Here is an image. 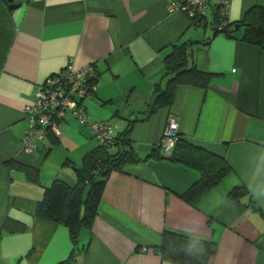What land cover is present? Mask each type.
<instances>
[{
    "label": "crops",
    "instance_id": "obj_1",
    "mask_svg": "<svg viewBox=\"0 0 264 264\" xmlns=\"http://www.w3.org/2000/svg\"><path fill=\"white\" fill-rule=\"evenodd\" d=\"M170 0H0V264H175L157 251L164 231L216 243L208 264H264V48L212 25H192ZM264 0H230L229 22ZM208 15V17H207ZM194 40L192 61L211 74L205 88L182 85L169 108L146 118L154 87L164 85V57ZM93 64L96 86L84 101L92 120L118 134L134 120L130 140L141 158L112 170L90 229L74 244L68 229L34 216L43 188L73 186L82 156L97 145L89 129L67 117L58 137L22 150L25 108L38 88L66 65ZM168 118L179 136L222 156L231 168L193 202L181 195L198 172L168 159L145 157L158 145ZM120 148V146L118 147ZM118 148L112 150L117 151ZM7 161L35 167L33 183ZM244 187L238 201L229 198ZM6 219L25 225L4 229Z\"/></svg>",
    "mask_w": 264,
    "mask_h": 264
},
{
    "label": "trees",
    "instance_id": "obj_2",
    "mask_svg": "<svg viewBox=\"0 0 264 264\" xmlns=\"http://www.w3.org/2000/svg\"><path fill=\"white\" fill-rule=\"evenodd\" d=\"M192 25H205L206 16L202 19L191 18ZM212 25L216 33L231 35L230 29L243 27L241 40L247 44L264 48V7L252 6L242 20L229 22L221 13L220 7L215 5ZM236 26V27H235ZM194 40L182 41L174 44L164 61V85H156L147 112L148 117L159 108H169L179 86L189 85L205 88L210 82L211 74L197 69L192 61V45ZM96 73V71H95ZM96 83V74L95 79ZM134 120L128 121L124 128L114 134L111 146L98 144L81 158L80 167L75 169L76 183L73 186L60 180H54L43 188L42 197L34 209L36 218L47 220L65 226L70 239L75 244L82 229H90L98 211L102 193L109 173L120 170L125 163L140 161L134 152L130 140L131 126ZM47 135L54 136L51 133ZM58 137V136H54ZM120 146V148H118ZM117 151L112 152L113 149ZM168 159L182 164L198 172V179L181 195L193 202L204 193L215 187L231 171L226 160L209 150L194 145L177 134L173 148L164 154L157 145L145 159ZM11 166L22 169L26 177L33 183L39 182V171L35 167L7 161ZM244 187L234 188L229 198L238 201L246 194ZM8 232H21L25 225L19 221L6 219L3 222ZM163 259L175 264H208L216 252V243L211 240L197 239L184 234L164 231L162 243L157 250ZM58 264H70V259Z\"/></svg>",
    "mask_w": 264,
    "mask_h": 264
},
{
    "label": "built area",
    "instance_id": "obj_3",
    "mask_svg": "<svg viewBox=\"0 0 264 264\" xmlns=\"http://www.w3.org/2000/svg\"><path fill=\"white\" fill-rule=\"evenodd\" d=\"M229 4L230 0H215V5L220 7L221 13L226 17ZM208 6L209 0H170L167 4L169 11L183 12L190 19H202L206 16ZM95 74L93 64L80 69L68 64L61 72L45 80L33 101L24 110L28 128L20 142L25 153L34 152L36 141L43 140L47 133L59 136L67 117H72L87 127L98 144L113 145L115 129L108 123L92 120L84 105V101L95 90ZM177 134V119L168 118L158 143L164 154H168L173 148Z\"/></svg>",
    "mask_w": 264,
    "mask_h": 264
},
{
    "label": "water",
    "instance_id": "obj_4",
    "mask_svg": "<svg viewBox=\"0 0 264 264\" xmlns=\"http://www.w3.org/2000/svg\"><path fill=\"white\" fill-rule=\"evenodd\" d=\"M236 27V26H235ZM235 28H233V29H230V31H233Z\"/></svg>",
    "mask_w": 264,
    "mask_h": 264
},
{
    "label": "rangeland",
    "instance_id": "obj_5",
    "mask_svg": "<svg viewBox=\"0 0 264 264\" xmlns=\"http://www.w3.org/2000/svg\"><path fill=\"white\" fill-rule=\"evenodd\" d=\"M185 14V13H184ZM187 15V14H186ZM188 16V15H187ZM189 17V16H188ZM207 17H208V15H207ZM93 140H95V139H93ZM96 141V140H95Z\"/></svg>",
    "mask_w": 264,
    "mask_h": 264
}]
</instances>
